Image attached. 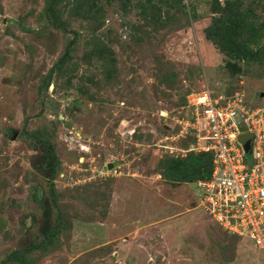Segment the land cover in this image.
Returning <instances> with one entry per match:
<instances>
[{"label":"rangeland","instance_id":"rangeland-1","mask_svg":"<svg viewBox=\"0 0 264 264\" xmlns=\"http://www.w3.org/2000/svg\"><path fill=\"white\" fill-rule=\"evenodd\" d=\"M50 1L0 0V263L41 241L48 220L58 244L30 264H264V248L198 206L196 183H170L160 165L188 93H240L264 108V48L227 67L204 37L213 0L163 3L161 23L140 12L144 0H58L61 24L45 14ZM248 5L264 26V0ZM46 142L60 162L53 181Z\"/></svg>","mask_w":264,"mask_h":264},{"label":"built area","instance_id":"built-area-1","mask_svg":"<svg viewBox=\"0 0 264 264\" xmlns=\"http://www.w3.org/2000/svg\"><path fill=\"white\" fill-rule=\"evenodd\" d=\"M184 108L171 145L162 147L174 157L211 154L210 178L196 182L198 206L228 235L263 249L264 108L251 105L243 94L209 89L190 92ZM244 135H251L247 153L240 141ZM187 137V148L173 145L174 139Z\"/></svg>","mask_w":264,"mask_h":264},{"label":"trees","instance_id":"trees-1","mask_svg":"<svg viewBox=\"0 0 264 264\" xmlns=\"http://www.w3.org/2000/svg\"><path fill=\"white\" fill-rule=\"evenodd\" d=\"M145 4L140 6V12L143 15L149 14V19L155 23H161L162 5L174 6L180 4L181 0H144ZM217 7L210 24L204 29V37L217 45L218 49L229 59L235 62L231 65L227 63V67L235 68L239 62H253L261 54L264 44V26L257 23L253 18V9L248 5L244 8L245 0H213ZM58 0H51L45 7V14L52 19L53 24H61L56 11ZM94 16L92 9L83 14L87 20ZM96 51V49H95ZM102 50L97 53L98 57H102ZM66 55L59 59V64L66 61ZM239 70V68L237 67ZM44 89L48 88L49 78L44 82ZM189 94V93H188ZM227 94V93H226ZM229 95V94H227ZM186 104V101H185ZM43 161L47 163L51 160L49 168V178L51 181L56 177L60 162L56 156L54 149L50 147L49 142L43 144L42 147ZM162 168V177L173 184L196 183L201 180H208L212 171V157L210 153H188L185 157L166 156L160 161ZM50 200L52 205L57 208V194L53 183L49 186ZM59 215V212H58ZM49 222L42 227L40 233L42 240L35 242L25 250L16 249L7 255L0 264H30L27 254L33 250L47 251L51 247L58 244L60 235V223L55 228L49 227ZM224 232V231H223ZM226 233V232H224ZM227 234V233H226ZM230 236V235H229ZM232 236V235H231ZM238 238L237 236H232ZM240 239V238H238Z\"/></svg>","mask_w":264,"mask_h":264},{"label":"water","instance_id":"water-1","mask_svg":"<svg viewBox=\"0 0 264 264\" xmlns=\"http://www.w3.org/2000/svg\"><path fill=\"white\" fill-rule=\"evenodd\" d=\"M11 141L15 140L17 135H18V132L17 131H12L11 132ZM240 141L241 143L243 144V147H244V150L245 152H249V147H250V142H251V135H244V136H241L240 137ZM117 166V163H109L107 165V169L108 170H111L113 168H115ZM38 194H39V191H38Z\"/></svg>","mask_w":264,"mask_h":264}]
</instances>
